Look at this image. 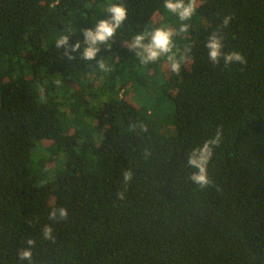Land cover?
Returning <instances> with one entry per match:
<instances>
[{
  "label": "trees",
  "instance_id": "1",
  "mask_svg": "<svg viewBox=\"0 0 264 264\" xmlns=\"http://www.w3.org/2000/svg\"><path fill=\"white\" fill-rule=\"evenodd\" d=\"M110 3L128 13L97 57L113 71L78 52L67 60L56 39L82 43ZM181 23L189 30L174 42L190 52L180 73L125 45ZM214 32L247 63L212 64ZM144 78L158 91L151 107L172 102L169 137L145 117ZM141 123L147 132L132 128ZM218 128L211 185L200 188L187 155ZM61 207L67 218L49 220ZM26 238L32 264H264V0H198L185 22L163 0H0V264H29L17 254Z\"/></svg>",
  "mask_w": 264,
  "mask_h": 264
},
{
  "label": "clouds",
  "instance_id": "2",
  "mask_svg": "<svg viewBox=\"0 0 264 264\" xmlns=\"http://www.w3.org/2000/svg\"><path fill=\"white\" fill-rule=\"evenodd\" d=\"M198 6V0H163V7L179 18V21H190L195 14ZM107 18L99 20L94 27L82 30L83 42L79 40L74 43H69L71 35H60L55 41L57 50L63 48L64 56L67 60L75 59L76 56L70 53H79V57L85 61H96L98 68L104 72H112L113 67L105 59H97L101 52V47L106 49L111 48L110 42L113 40L117 30L128 19L127 9L122 3H110L107 8ZM232 18L225 16L222 21V26L227 27ZM189 30L188 23H181L179 28L174 30L167 26H157L152 30L137 32L132 36L131 40L125 45L128 49L134 52L141 63L149 64L158 61L161 57L166 58L169 69L172 72L180 73L181 66L186 65L189 59L190 49L185 47L181 51L174 42V37L187 33ZM205 47L208 50V58L212 64H218L221 60L225 66L239 63L246 64L245 57L236 51H223V36L219 32H214L209 35ZM57 85L60 81H56ZM139 127L141 132H147V127L141 123L138 126L132 125L135 129ZM221 130L218 128L214 137L206 140L202 145L194 147L187 155L188 166L194 168L189 179L199 186L204 188L211 185L208 177L207 166L212 158L213 150L219 147ZM151 153L147 148L144 150V157L147 158ZM132 179V172L125 170L123 173V181L127 184ZM126 190V189H125ZM117 197L124 199L123 192H117ZM68 212L65 208H53L49 212L48 218L51 221L58 222L67 218ZM44 240L55 242L56 237L53 235V228L50 225H44L41 229ZM27 247L19 248L17 251L19 260L28 261L32 264V249L35 247V240L26 238Z\"/></svg>",
  "mask_w": 264,
  "mask_h": 264
},
{
  "label": "rangeland",
  "instance_id": "3",
  "mask_svg": "<svg viewBox=\"0 0 264 264\" xmlns=\"http://www.w3.org/2000/svg\"><path fill=\"white\" fill-rule=\"evenodd\" d=\"M160 77H157V80H160ZM142 87L152 88V93L149 100H146V96H148V91L145 92L143 89L144 98L142 99V103L146 105L145 117L152 125L155 127L158 134L161 136L169 137L175 133L174 126V108L172 102L167 100L164 105H157L156 107H151V102L155 100V97H158V91L153 90L152 83L148 78H144L142 81ZM146 110V111H147Z\"/></svg>",
  "mask_w": 264,
  "mask_h": 264
}]
</instances>
